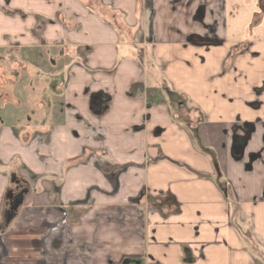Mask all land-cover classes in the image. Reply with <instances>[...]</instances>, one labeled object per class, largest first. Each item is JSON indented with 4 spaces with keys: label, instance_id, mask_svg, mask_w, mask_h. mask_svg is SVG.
<instances>
[{
    "label": "crops",
    "instance_id": "obj_1",
    "mask_svg": "<svg viewBox=\"0 0 264 264\" xmlns=\"http://www.w3.org/2000/svg\"><path fill=\"white\" fill-rule=\"evenodd\" d=\"M245 3L0 0V50L48 59L47 106L0 125V264H264V17ZM11 174L28 193L4 228Z\"/></svg>",
    "mask_w": 264,
    "mask_h": 264
},
{
    "label": "flooded vegetation",
    "instance_id": "obj_2",
    "mask_svg": "<svg viewBox=\"0 0 264 264\" xmlns=\"http://www.w3.org/2000/svg\"><path fill=\"white\" fill-rule=\"evenodd\" d=\"M262 6V5H261ZM259 11H261V13L264 12V4L263 7H259ZM264 17V16H263ZM210 33L209 36L210 38L213 40L215 39L214 36V31L212 29H210ZM214 43V45H217L216 41H212ZM247 46H244V48L240 49V51L238 52L239 55H242L246 50H247ZM15 52H27L30 53L28 51H22V50H0V113L3 111L2 109H6V107L10 105H14L13 102H11L8 98L9 95L11 94H16V96L18 95L19 97V104L17 106H25V108L30 104V102L27 100H29L30 98L26 97V101H23V98L25 96H23V94L19 93L17 90V84L18 81L19 83H21L22 85L26 84L27 80L30 78H34L32 77V74L36 77L35 79H37L39 81V83L41 82V85L44 84V82L42 80H44V75H46L45 69H46V63H47V55L45 54V52L43 51H38V52H33L35 53V55L41 60V64L42 66L40 67H36L35 69H33L32 71L29 69H32V64H30L31 60L28 61H21V60H17V59H13L12 56H10V58H4L1 55L3 54L5 55H9L13 54ZM46 57V58H44ZM9 68V69H7ZM52 77L57 78L58 76L53 75ZM19 79V80H18ZM59 79V77H58ZM30 81V80H29ZM29 85V84H28ZM43 94V91H42ZM22 95V96H21ZM36 105H44L47 106V98L45 96H41V98H37ZM16 106V105H15ZM23 109V108H22ZM25 111H21L19 115H21L22 117H18L16 118L14 121L21 123L22 121L26 120V114L24 113ZM3 124V120L0 119V125L1 127H4L5 125ZM9 126V125H8ZM10 189L7 191L8 192H12V197H17L20 193L24 192L25 190L28 193V189L26 188V185L23 181L19 180L15 174H11L10 176ZM6 193V195H7ZM27 195V194H26ZM25 195V196H26ZM24 196V199H25ZM6 197V196H5ZM4 203H5V207L6 209L8 208V206L6 205L8 203V201L4 198ZM24 203V200H23Z\"/></svg>",
    "mask_w": 264,
    "mask_h": 264
},
{
    "label": "rangeland",
    "instance_id": "obj_3",
    "mask_svg": "<svg viewBox=\"0 0 264 264\" xmlns=\"http://www.w3.org/2000/svg\"><path fill=\"white\" fill-rule=\"evenodd\" d=\"M245 1L246 0H241V2H240V0H238V2L240 4V10L241 11H242V9L244 10V8L246 7ZM260 1H264V0H252V3H251V12L250 13L264 16V12L261 13V11H259L260 10L259 9V2ZM263 22H264V19H263ZM262 26H263V23H262ZM257 35H255L254 32H252L253 39H256V38L263 39L264 38V33L263 32H261V33H259ZM244 36H245V33L244 34L242 33L241 34V38L244 37ZM48 54L51 55L50 52ZM1 56L4 57V58H7V59L10 58V56H12L13 59L14 58L17 59V60L19 59L22 62L23 61L31 60L30 61V64L32 63L33 59L36 58V55L35 54L32 56V53H27V52H15L13 54H10L9 53V55H5V56L2 54ZM44 58H46V57H44ZM55 59H56V57H55ZM7 69H9V68H7ZM61 71L62 70H61V67L60 66H54L52 68L51 75L50 74L49 75H50V77L53 76V75H56L59 78H61ZM59 80L60 79H57V82H59ZM29 82H31V78L28 79L27 82H26V84H24V85H22L21 83H19V81H18V84H17V90H18V92L21 93V94H23V96H25L23 98V101L24 102L26 101V97H32V98H36L37 99V98H41V96H45L46 95L44 93L42 94V91H43V89L45 87L44 84L41 85V83L38 82V84L31 83V85H28ZM36 85H38V86H36ZM53 100H55V98H53ZM28 101L30 102V104L27 107H29L30 105H33V106H31V108H34V106H36V102H34L33 99L32 100L29 99V100H27V102ZM27 107L25 108V106L21 107L20 105L19 106H15V105H10L9 104V106L6 107V109H2L3 111L0 113V119L3 120V124L2 125H5V126H8L10 124L13 125L15 116L17 115L18 117H22L19 114H20L21 111H25L26 112Z\"/></svg>",
    "mask_w": 264,
    "mask_h": 264
},
{
    "label": "water",
    "instance_id": "obj_4",
    "mask_svg": "<svg viewBox=\"0 0 264 264\" xmlns=\"http://www.w3.org/2000/svg\"><path fill=\"white\" fill-rule=\"evenodd\" d=\"M27 194V191L20 193L17 197H12V192H8L5 199L8 201L6 204L8 208L4 211L3 214V225L4 228H7L14 217L20 206L23 204L24 196Z\"/></svg>",
    "mask_w": 264,
    "mask_h": 264
}]
</instances>
